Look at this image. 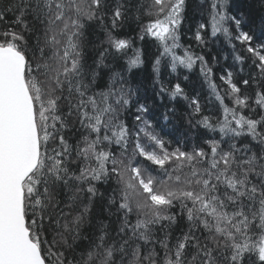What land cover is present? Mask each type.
<instances>
[{
	"label": "snow or ice",
	"instance_id": "1",
	"mask_svg": "<svg viewBox=\"0 0 264 264\" xmlns=\"http://www.w3.org/2000/svg\"><path fill=\"white\" fill-rule=\"evenodd\" d=\"M0 264H264V0H0Z\"/></svg>",
	"mask_w": 264,
	"mask_h": 264
}]
</instances>
